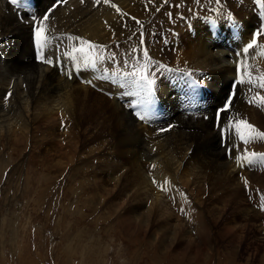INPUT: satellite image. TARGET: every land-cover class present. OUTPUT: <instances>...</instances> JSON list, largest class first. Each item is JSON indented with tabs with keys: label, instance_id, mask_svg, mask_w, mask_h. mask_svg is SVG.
<instances>
[{
	"label": "bare ground",
	"instance_id": "6f19581e",
	"mask_svg": "<svg viewBox=\"0 0 264 264\" xmlns=\"http://www.w3.org/2000/svg\"><path fill=\"white\" fill-rule=\"evenodd\" d=\"M55 1L56 0H18V3L14 4L13 0H0V13H6L5 16L0 17V41H3L0 54L5 59H0V66L6 67L10 73L9 76L3 77L5 69L0 68V100L7 99L8 97L14 100H11L9 108L6 109L8 114L7 119L4 118L5 113H0V116H2V118H0V146H10L9 148L11 149L15 146H19L20 143L26 144L32 139L33 129L43 128L42 124H48L52 127L55 125L56 127L59 124H56V122L60 121L63 122L64 136L62 135V140L56 145L59 150H67L66 152L68 153L69 151L72 152V150L68 151L67 147H71L73 142L67 138L71 137L72 133L75 135V131L78 130L82 124L95 123L94 127L97 126L101 131L98 132V134L103 140L104 148L107 150L105 151L110 153L113 151L110 147H115L119 149V152L122 151V154L127 158V173L125 176L123 173L122 176L124 178L122 179L125 180L128 186L132 187L130 190L135 194L131 191V195L133 194L136 197H141V200H144V205L148 207L147 213L149 214L150 212L153 217L159 216L162 218L163 212L158 209L159 207L164 208L163 210L166 215H175L174 213L186 207L188 220L185 218V227H183L184 232L188 229L187 226H189V231L186 232V234H197L196 237L200 238V242L203 243V237L206 236L208 230H210L209 224H207L201 212H197L195 209L188 207L187 203H184L183 200L175 194V189L179 180L183 177L181 170L191 172L194 177H197L199 174L201 175L200 171L198 174H195L198 171L193 173L194 170L196 171V169H199L196 166L208 168L207 170H224L226 174L225 177L223 176L224 180L222 179L223 182L221 183L224 189L225 187L228 189L232 186L251 188V183H256L254 185L255 187L261 186L262 188V186H264V165L258 164L259 154H264V140L259 138L252 139L251 136L254 134H249L247 129L242 126L240 127L239 134L237 133V125L240 121H246L257 131L264 132V107L262 105H260V108L249 107L253 100L259 102V99L256 97L262 90V88L259 87V79L264 77V64L262 66L256 64L253 68L251 67V72L244 69L246 65L251 62L259 61L264 55V47L258 46L256 52L249 49L246 55H241L242 52L240 51L239 54L236 55V60L232 62L238 73L240 69H242V71L245 70L243 73L247 75L241 73V80L244 81V90H246V95L244 96L245 100L243 102L244 104L247 103V105L241 104L244 106V109L242 108L243 113L240 111L242 114L238 112L239 114L234 115L232 118L233 129L236 130V132L234 131L236 133H234V138L238 139V141H234L238 143L232 142L233 145L231 143L230 145L232 146H229L232 148H229L231 151V157H228L231 158L229 162L224 152L222 153L221 150L219 153L215 152L219 146L218 142L217 148L215 147L216 149L211 150V147L208 149L210 139L211 143H214L216 140L219 141V135L217 137L215 133H210V131L213 130L211 118L203 120L202 118H194L191 115L174 113L169 120L157 121L154 123L147 122L145 117L147 106L137 97L136 89L129 90L126 93L120 90L119 82L129 80L128 77L124 75L118 65L114 66L115 72L110 73L108 67H110L111 57L110 59H104L103 57L96 56L109 51L110 54L121 56L120 60L128 61L130 55H138L137 52H139L144 61L142 63V69L149 75V78L153 74V66H157L158 72L160 73L162 69L166 67V73L168 75H170L169 70H179L187 74V68H190L193 72H196L197 75L202 77L201 82L207 84L210 89V83L217 76L219 80H222V84L217 86L216 89H222V91H224L228 88V84L233 78V75L230 74L233 69L226 56L227 51L224 52L222 50L226 47L225 41H230L229 43H239V41H246V39L244 38L243 31L238 37L232 38L228 30H224L220 27V33L223 32L224 36L220 39V42L214 44V39L212 35L208 33L209 28L205 25V22L211 18H216L221 22H228L230 16L225 14L226 11L220 12L218 10L221 9V11H223L224 2H231L235 5L236 2L234 0H221L220 3H215L214 0H199V2L195 0L194 4L197 8L193 11L185 7L186 4L193 0H167V3L165 0H108L107 3H104L103 0H100L99 3L95 2V0H84L83 3H81V0H67L63 6L54 5ZM182 1H185V3H182ZM244 2H247V0H244ZM259 2L264 10V0H259ZM113 4L116 5V8L120 9V12H117L116 8L111 6ZM30 6H34V9L37 10L41 16L47 13L49 17L48 20L36 21V29L31 28L33 24H35V20H32V16L27 12ZM238 6L239 7L235 9L236 12L238 13V11H240L246 18H248V16L250 18L251 15L248 13L249 11H245V6L242 5V3H238ZM155 11H158L156 16ZM206 15L207 17H205ZM200 16L201 19H198ZM240 16L243 18L242 14H240ZM217 17H219V19ZM137 21H139V23H137ZM194 22H200L199 25L202 26L198 25L199 27L195 28L191 26L192 29L189 31L186 29L188 33L184 38L185 40L176 42V47H173L168 59L165 58V60L159 63L152 60L151 55L156 50H159L158 45L154 43V41L156 43L158 41L156 39L157 35L165 32L170 34L172 31L179 34V30L184 27V23H186V25H191L192 23L194 24ZM38 27L43 29L45 39L41 42V47L36 46L38 51L36 53L37 55L34 57L32 42L36 43L35 33ZM140 34L146 35V41H138L136 37ZM70 37L72 39H69ZM261 38L258 40L260 41ZM81 41H87L99 47L88 50L87 44L82 45ZM132 43H136L138 51L131 50V47L136 49ZM112 44L126 47L128 50L127 55L123 56L117 46L113 47L111 46ZM79 47H84L85 52L79 53L74 51V49ZM234 47L241 48L240 46ZM145 49L148 52L147 59L143 56V51ZM58 50H64L65 59L56 54ZM179 50L181 51V56L177 55V51ZM41 53L44 55L43 57H41ZM66 53H71V56L68 57ZM45 55L52 58L49 59V57ZM92 57H95L91 59L95 60L94 66L90 63L91 60H89ZM135 58L137 59V57ZM138 59L139 62L142 60L139 57ZM42 60H51L52 63L48 64L44 62L46 65L44 64L45 66H42ZM107 60L110 61L106 62ZM148 60H150L151 63H149ZM168 60L173 61L172 65L169 67L166 65ZM113 61L112 59L111 63H113ZM116 61L117 60H115V62ZM145 67H149L150 69H146ZM27 71L36 73L35 76L28 78L32 86V91L19 95L18 86L21 85L23 78L22 76H18V74L26 73ZM56 73H61V82L55 81L59 78L56 77ZM116 74H119L118 80L116 79L117 81L115 80ZM79 76L82 78L81 80L78 79ZM172 76L165 78L160 86L153 87L151 92H149L148 89H142L145 97L155 100L160 104L162 103L161 98H164V104L168 109H172V104L175 102V99H170L173 93L171 90V79H179V77ZM208 76L211 77L207 78ZM99 77H102L103 83L106 84H111L112 81L111 85H113L112 90L114 94V96L111 95L110 98L112 106L108 102L112 108L110 111L113 110L116 113L115 119H112L114 123L112 126L110 123L109 125L104 124V126L100 117L96 116V113L100 110L99 103L104 100L108 101L109 97L107 99L104 97L105 99L103 98V101L100 100V98L98 100L101 102L98 104L92 103L91 105L82 101L85 99L84 97H79V95L88 97V90H93L94 81L99 84ZM3 80H5V82H3ZM88 81H91V83H88ZM249 81L251 82L249 83ZM95 87L97 90L98 88L105 89V87H100L98 85H95ZM99 94H96V96ZM223 95L216 91L211 92L210 98L215 101L214 106L219 104ZM80 98H82L81 101ZM136 103L139 104L138 107L135 106ZM128 108H131V113L127 110ZM4 109L5 106L3 107L0 105V111L2 112ZM105 110L107 109L105 108ZM133 113H139L144 116L145 119L141 120ZM100 115L103 117L101 113ZM222 115H226V119L228 118L226 113ZM12 118L14 120L13 122L10 121V123H6L8 119ZM226 119L221 116L220 123ZM173 123H176L177 126L169 128ZM226 123L224 125H226ZM173 125L175 126V124ZM113 128H120L117 137L109 138L108 135L105 137L107 132L110 134ZM225 128L230 130L228 127ZM43 129L47 130V128ZM162 129L167 130L162 131ZM116 130L118 131V129ZM209 135H212L210 139L208 137ZM241 136L249 138V143L244 144ZM197 145L200 147L202 145L206 149L211 150L212 153L200 151ZM116 153L118 154L117 151ZM252 153H256L257 155L253 158V163L251 164H249L247 160H242L238 163L237 160L233 158L246 154L251 156ZM206 154H211L214 158L205 157ZM253 168L259 169L261 175V178H258L259 180L251 175L249 179H247L244 175L246 169L250 170ZM223 173L221 175H224ZM217 176L219 177V175ZM256 176L260 177L258 175ZM245 180L248 182L247 185H245ZM170 192L175 196L169 198L168 195L172 194ZM178 194L181 195L180 193ZM134 212H136V209L128 211L129 217ZM144 214H146L145 211ZM124 217L125 218L121 217L120 221L123 223V226L127 227L128 222H126V219L129 217ZM138 217H140L139 214ZM135 221L137 220L135 219ZM226 229H223V232L228 231ZM194 234L192 236H194Z\"/></svg>",
	"mask_w": 264,
	"mask_h": 264
},
{
	"label": "rangeland",
	"instance_id": "374dc122",
	"mask_svg": "<svg viewBox=\"0 0 264 264\" xmlns=\"http://www.w3.org/2000/svg\"><path fill=\"white\" fill-rule=\"evenodd\" d=\"M234 1L236 2L235 5L231 2H224L223 11L219 8L216 9H219L218 11L220 12L226 11L225 14L232 15L229 21L235 20V17L237 21H241L242 26H244V38L248 41L250 35L246 36V34L250 29H253L252 36L254 37L253 34L258 29L264 28L263 24L255 26L256 16L251 13L252 5L250 3L254 6L255 3L260 5V2L259 0H247V2H244V0ZM183 2L185 3V1ZM240 2L245 6V11H249L250 18L249 16L246 18L238 10V13L236 12L235 9L239 7L238 3L241 4ZM194 3L195 0L186 4L185 7L193 11L197 8ZM157 13L158 11H155V16ZM240 14L243 15V18H241ZM0 15V17L5 16L6 13H0ZM199 23L194 22L191 25L184 23V27L181 28L182 30H179V34L172 31L170 34L165 32L157 35L156 39L158 41L157 43L154 41V43L158 45L160 51L156 50L158 53L155 51L151 55L152 60L159 63L165 60V58L168 59L173 47H176V42L185 40L184 38L188 33L186 29L189 31L192 28L202 26ZM191 26L193 27L191 28ZM136 38L138 41H146L147 39L144 34H140ZM254 38L257 43L250 50L256 52L258 46L264 47V35ZM259 38L262 40L260 39L259 41ZM230 44L233 47L240 46L236 42ZM132 45L135 48L137 47L136 43H132ZM111 46H117L123 56L127 55L128 50L126 47L117 44H112ZM2 47L3 41H0V51ZM136 49L131 47V50L138 51ZM179 51H177V55L181 56V51ZM137 54L134 56L133 54L130 55L128 61L120 60L121 56L110 54L109 51L98 54L96 57L100 56L104 59H110L111 57L114 61L117 60L118 66L124 75L127 76L124 69H129L130 62L135 61L132 66L137 70V74L139 70H144L142 69L143 57L139 52ZM138 57L142 59L140 62ZM93 58L95 57L89 60ZM0 59L5 60L1 54ZM112 59L106 62H112ZM172 63L173 61L168 60V64L172 65ZM44 64L42 62V66L46 65ZM256 64L259 66L264 64V55L259 61L257 60L246 65L244 69L251 72V69ZM0 68L5 69L3 77L9 76L10 73L6 67L0 66ZM147 68L150 69L149 67ZM243 71L240 69L238 73V75L240 74L239 81L242 77L241 73L246 75ZM231 72L230 74L233 75V71ZM33 73L27 71L26 73L18 74V76H22L23 78L21 85H17L19 95L32 91L28 78L35 76L36 73ZM152 73L150 77L153 80L152 88L160 86L165 78L172 76L166 73V67L160 73L157 66H153ZM56 75L59 78L55 81L61 82V73H56ZM116 75L115 80H118L119 74ZM187 75L199 81L202 78L190 68H187ZM209 77L211 76L207 78ZM27 79L28 81L26 82ZM261 82H264V77L259 79V84ZM111 84L108 85L110 86ZM210 84L211 91L219 92L221 95L227 91V89L224 91L216 89L217 86L222 84V80H219L217 76ZM119 85L123 93L137 89L138 87L144 90L148 89L143 83L138 82L137 79L134 82L130 80L120 81ZM111 86L113 89V85ZM94 87L95 85H93V90L91 89V91L88 90L87 92L86 90L88 97L82 95H79V97H84L85 99L82 101L88 103V105L92 103L98 104L101 102L100 100L103 101L104 97L106 99L109 97L108 101L104 100L99 103L100 110L96 113V116L100 117L103 125H109L110 123L112 126L116 113L113 110V112L110 111L112 109V102L110 100L111 95H108V92H110L108 90L111 89L98 88L97 90ZM244 89V83L239 82L237 94L232 99L231 107L228 111L223 112L227 114L228 118L226 119V115H222L227 123L225 121L220 123L219 121V127L216 130L210 131V133L212 132L211 134L215 133L217 137L219 135V141L216 140L214 143H211L210 137L212 135L208 136L211 143V145L209 143L208 149L210 147L211 150L216 149L218 142V150L216 149L215 152H224L229 162L231 158L228 157H231L230 149H232L229 146L238 141V139L234 138L236 130L233 129L232 118L236 114L243 113L242 108L244 106L242 105L244 104V96L246 95V90ZM96 94L99 95L96 96ZM263 96L264 88L257 94L256 98ZM11 100L14 101L11 97L0 100V105L5 106L4 111H0V113H5L4 118L6 119L8 117L6 109L9 108ZM236 101L238 105L242 104V107L238 106ZM245 104L247 105V103ZM260 105L264 107V104L253 100L249 107L260 108ZM235 109H238L237 112ZM127 110L131 113V108ZM10 121L13 122V118L8 119L6 123H10ZM225 123L226 125H224ZM56 124H58V127L56 126L57 129L55 125L52 127L48 124H42V127L47 128V130L43 128L33 129L36 132L32 130V139L26 144L20 143L19 146L11 149L9 148L10 146H0V264H264V210H261L264 208V186L262 188L261 186L255 187L256 183H251V188L232 186L231 188L227 189L225 187L224 189L221 186L226 174L224 170H207L208 168L196 166L200 170L196 169L193 173L198 171L195 173L198 174L199 171L201 172V175L199 174L197 177H194L187 170H181L183 177L176 186L175 194L184 203L186 202L188 207L201 212L205 221L209 224L210 230L204 236L205 238L203 237L204 242L202 243L200 242V238L196 237L197 234H186L189 231V226H187L188 229L184 232L185 218L188 220L186 207L174 213L175 215H166L163 210L164 208L159 207L158 209L163 212L162 218L159 216L153 217L150 212L149 214L147 213L148 207L144 205V200H141V197L133 195L135 193L130 190L132 187L128 186L125 180L122 179L124 178L122 176L123 173L124 176L127 173V158L122 154V151L119 152V149L115 147H110L113 151L115 149L114 152H106L103 140L98 134L101 131L97 126L94 127L95 123L82 124L75 131V135L72 133V136L67 138L73 142L71 147H67L68 151L72 150V152H68L69 154L66 152L67 150H59L56 145L64 136L63 122L58 121ZM225 127H228L230 130ZM119 129L113 128L111 133L109 132L110 134H108L107 132L105 137L108 135L109 138H116ZM231 143L232 145H230ZM225 144L228 145L229 150H226ZM197 146L204 153H212L211 150L206 149L202 145L201 147ZM261 156H264V154H259V157ZM205 157L214 158L211 154H206ZM258 164L264 165L260 159L258 160ZM250 170H248L250 171L248 173L251 174H248L247 170L244 172L247 179H249L250 175L256 179L261 178L259 169L253 168ZM222 173L224 175H221ZM255 174L260 177H257ZM215 176L218 180L215 179ZM245 191H248L246 195ZM168 196L171 198L175 195L172 193ZM131 209H136V212L129 217L128 211ZM143 209L146 214H144ZM138 214L142 218L138 217ZM124 216L129 217L126 219L129 227L123 226V223L120 221L121 217L125 218ZM223 229L228 231L223 232ZM193 234L194 236H192Z\"/></svg>",
	"mask_w": 264,
	"mask_h": 264
},
{
	"label": "snow or ice",
	"instance_id": "6c2138e0",
	"mask_svg": "<svg viewBox=\"0 0 264 264\" xmlns=\"http://www.w3.org/2000/svg\"><path fill=\"white\" fill-rule=\"evenodd\" d=\"M61 2H64V0H61ZM84 0H81V3H83ZM95 2L99 3L100 0H95ZM104 3H107L108 0H103ZM165 2L167 3V0H165ZM197 2H199V0H197ZM215 3H220L221 0H214ZM13 3H18V0H13ZM113 8H116V5H111ZM116 11L117 12H120V9L119 8H116ZM171 15V14H169ZM48 14L46 13L43 17H42V20H48ZM137 23H139V21H137ZM211 35V33H210ZM254 37H260L261 35H264V28H261V29H258L254 34ZM35 36H36V43L38 45L41 44V42L45 39V33L43 31L42 28L38 27L37 30H36V33H35ZM69 39H72L71 37ZM143 42V41H142ZM257 41L256 39H252V41L250 43H248L243 49H242V53L241 55H246L248 54V51L249 49H252L255 45H256ZM81 44H87V47H88V50H92L93 48L95 47H99V46H94L93 44H91L90 42H87V41H81ZM75 52H79V53H84L85 52V49L84 47H79V48H76L74 49ZM143 56L147 59L148 58V52L147 50L145 49L143 51ZM42 62H45V63H48V64H51L52 61L51 60H42ZM149 63H151L150 60H148ZM90 63L94 66L95 65V60H91ZM123 66V65H122ZM162 67V65H161ZM132 76L134 78L137 79L138 82L140 83H143L149 90V92H151L152 90V85H153V80L149 78V75L146 74V72L144 70H139V73L137 74L136 71H133L132 73ZM251 81H249L250 83ZM88 83H91V81H88ZM240 83H244L243 80L240 81ZM259 87L261 88H264V82H261L259 84ZM259 102L261 104H264V97H259ZM230 100L227 101L226 103L227 104H230ZM130 107H133V106H130ZM223 110V109H222ZM134 115L138 116L139 119L143 120L145 119L144 116L140 115L139 113H133ZM243 127L245 129H247L248 133L249 134H254L253 136H251L252 139H256V138H259L261 140H264V132H259L257 131L251 124H248L246 121H240V123L237 125V133L239 134V130H240V127ZM167 129H162V131H165ZM241 139L243 140L244 144H247L249 143V138L245 137V136H241ZM225 148L226 150H229L228 149V145L225 144ZM256 153H252L251 156L249 155H244V156H237V157H233L234 159L237 160V162L239 163L240 161L242 160H247V162L249 164L253 163V158L256 157ZM260 161L262 163H264V156H261L259 157ZM155 182V181H154ZM247 180H245V185H247ZM261 210H264V208H262Z\"/></svg>",
	"mask_w": 264,
	"mask_h": 264
}]
</instances>
